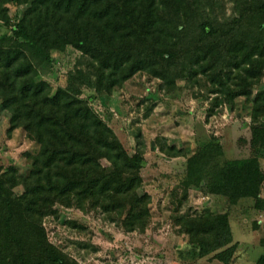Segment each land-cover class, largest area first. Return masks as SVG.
<instances>
[{
	"label": "trees",
	"instance_id": "obj_1",
	"mask_svg": "<svg viewBox=\"0 0 264 264\" xmlns=\"http://www.w3.org/2000/svg\"><path fill=\"white\" fill-rule=\"evenodd\" d=\"M10 1L23 0H0V20L11 30L0 36V110L33 134L38 147L28 153L32 166L25 175L15 166L4 171L0 160V264H78L48 239L43 218L55 204L99 208L121 217L128 230H144L151 217V195H134L146 162L142 150L127 151L90 100L81 97V85L109 93L140 71L166 78L172 66L176 78L206 75L219 86L212 90L217 93L255 85L264 67V0H231L239 14L225 26L215 17L218 0H33L16 19L9 15ZM201 7L208 14L199 15L197 35L188 36L184 21ZM68 36L78 41L71 44ZM68 45L86 56L91 68L70 72L67 86L53 92L48 81L36 79L35 57L51 65L52 52ZM235 90L227 99L242 95ZM215 101L210 115L222 103L220 96ZM252 102L251 143L264 148V92ZM166 152L187 156L186 181L197 182L203 193L224 196L231 205L254 199L256 209L264 210L258 156L223 160L216 136L191 154L174 145ZM104 159L118 174L102 172ZM23 183L27 188L16 192ZM178 223L201 257L218 251L214 257L224 264L234 259L228 212L188 213ZM255 264H264V257Z\"/></svg>",
	"mask_w": 264,
	"mask_h": 264
},
{
	"label": "rangeland",
	"instance_id": "obj_2",
	"mask_svg": "<svg viewBox=\"0 0 264 264\" xmlns=\"http://www.w3.org/2000/svg\"><path fill=\"white\" fill-rule=\"evenodd\" d=\"M31 1L23 0L21 4L10 1L7 6L12 19L22 15ZM235 6L231 0L216 2L214 13L220 26L237 17L239 10ZM207 10L206 7L194 10V25L193 17L184 21L188 36L197 35L196 19L201 13L207 15ZM40 25L33 26V30ZM10 34V27L0 20V36ZM68 40L73 44L78 38L68 36ZM52 55L51 65H42L37 57L35 61L40 63L36 79L48 81L53 92L67 86L70 72L90 71L89 59L73 45L54 50ZM176 67L168 69L166 78L149 71L137 72L109 93H98L90 86L81 85V97L90 100L127 151L133 154L142 150L146 162L141 169L142 183L135 187L134 195L145 192L151 195V217L144 230H128L121 217L115 214L109 217L99 208L55 204L43 218L48 239L78 264H224L214 257L218 251L201 257L178 223L180 216L203 210L229 213L232 244H236L234 259L229 264H255L264 257V210L256 209L255 200L242 199L231 205L224 196L203 193L197 182L186 181L187 156L166 152L168 146L174 145L177 150L191 154L216 136L224 150L223 160L258 156L264 172V148L251 143L252 100L264 92V67L255 85L245 83L240 89L229 88L222 93L212 91L219 86L207 82L204 74L176 78ZM232 90L242 95L227 99ZM217 96L222 103L210 115ZM37 147L35 136L0 110L3 170L15 166L20 174H27L32 166L28 153H34ZM102 164V172L118 174L106 159ZM26 188L23 183L16 192Z\"/></svg>",
	"mask_w": 264,
	"mask_h": 264
}]
</instances>
